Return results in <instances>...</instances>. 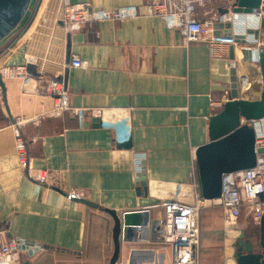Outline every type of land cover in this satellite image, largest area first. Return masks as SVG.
Here are the masks:
<instances>
[{"label": "crops", "instance_id": "0c3cea01", "mask_svg": "<svg viewBox=\"0 0 264 264\" xmlns=\"http://www.w3.org/2000/svg\"><path fill=\"white\" fill-rule=\"evenodd\" d=\"M18 1L0 0V32L9 28L0 37V64L7 66L23 64L19 39L42 2L26 0L19 9ZM70 2L113 10L139 7L144 0ZM220 47L224 54L219 56L206 44L184 45L178 32L144 16L94 23L71 33L69 55L87 68H68L63 76L70 104L103 110V116L79 125L65 114L22 130L28 163L50 173V188L30 181L19 168L10 127L19 116L47 110L51 101L1 76L0 243L11 238L24 242L33 250L30 264H110L113 220L104 210L119 215L148 211L152 221L161 217L163 201L193 204L194 150L208 141V119L230 99L232 62L240 60L239 72L251 76V95L261 88L257 65L243 62L238 50ZM116 128L130 135L131 149L117 147ZM71 190L83 192L96 208L66 200ZM209 205L200 209V264H233L237 236L241 231L250 241L254 236L247 222L230 232L222 210ZM155 249L151 233L149 243L120 239L115 264H150Z\"/></svg>", "mask_w": 264, "mask_h": 264}, {"label": "built area", "instance_id": "2783aa9c", "mask_svg": "<svg viewBox=\"0 0 264 264\" xmlns=\"http://www.w3.org/2000/svg\"><path fill=\"white\" fill-rule=\"evenodd\" d=\"M263 7L264 2L251 13H237L234 12L235 0H144L139 7L126 5L101 10L92 9L89 4H73L70 0H42L39 10L19 39L23 64H0V78L4 76L19 81L25 93L44 96L51 101L47 110L19 116L11 124L19 168L30 181L50 188V173L28 163L22 130L27 125H36L46 118H61L65 114L74 117L79 125L88 120H100L103 116V110L78 108L70 104L63 76L68 68H87V63L78 56L69 55L68 38L71 33L94 23L122 22L144 16L158 18L167 29L178 32L184 45H208L212 54H224L220 46L239 52L264 51L260 35L257 38L254 35V32L261 34ZM215 24L223 25L218 30H226L224 25L229 24V35H215ZM238 63L241 64V61L234 60L231 65L236 71L238 96L256 99L261 88L257 94H250L252 78L245 71L239 72ZM253 126L255 149H264V121L253 123ZM257 158L253 168L223 176L218 199L202 201L196 189L193 204L163 201L160 218L136 227L134 234L141 231L142 236L135 237V241L142 239L149 243V234L152 235L156 257L150 264H200L199 216L203 204L222 210L225 227L235 225L242 217L257 227L264 215V154ZM195 186L197 188V184ZM65 196L68 201L87 200L79 190H71ZM25 247L27 245L17 238L0 243V264H21Z\"/></svg>", "mask_w": 264, "mask_h": 264}, {"label": "water", "instance_id": "95a60500", "mask_svg": "<svg viewBox=\"0 0 264 264\" xmlns=\"http://www.w3.org/2000/svg\"><path fill=\"white\" fill-rule=\"evenodd\" d=\"M237 13H251L258 9L264 0H235ZM19 9L24 7L26 0ZM18 9V10H19ZM264 12V7H263ZM0 13V20H1ZM223 25H214V34L219 35ZM226 35H229V24L224 25ZM261 34L254 32L255 38L260 35L264 43V18L260 24ZM2 29L0 37L8 31ZM232 53V48H230ZM243 62L253 61L258 67L261 90L256 99L239 98L235 69L231 70L230 99L222 105L220 111L208 119V141L194 150V168L199 198L202 201H213L220 197L222 178L224 175L253 168L257 163V156L264 154V149H255V128L253 123L264 121V51L244 50L241 52ZM0 87L3 85L0 78ZM96 121V120H93ZM117 147L131 149L130 135L116 128ZM143 169L140 171L142 172ZM140 185L145 188V179L139 174ZM145 191V189H144ZM81 204L96 208V205L87 200H78ZM113 220L112 240L114 252L110 264H115L120 250V239L125 243L134 241L136 227L144 226L148 222V212L135 211L116 214L114 211L104 210ZM155 223H152L154 229ZM258 239L253 242L246 239L243 231L237 236L233 245L234 264H264V215L256 227ZM26 247L28 256L33 250ZM21 264H30L23 261Z\"/></svg>", "mask_w": 264, "mask_h": 264}, {"label": "rangeland", "instance_id": "374dc122", "mask_svg": "<svg viewBox=\"0 0 264 264\" xmlns=\"http://www.w3.org/2000/svg\"><path fill=\"white\" fill-rule=\"evenodd\" d=\"M256 77H257V79H258V82L260 83V78H259V74H258V67H257V71H256ZM248 97V96H247ZM247 99H250V98H247ZM209 207H214V206H212V205H209ZM244 218L242 217L239 221H238V223L237 224H235V225H232V226H230V232H234V233H237L239 230H240V227H242V224L241 223H243V222H247V225L250 227V232H251V234L254 236V238H251V240H253V241H257V239H258V234L256 233L257 231L255 230V229H253V228H256V226H253L250 222H249V220H243ZM245 227H247V226H245ZM248 228V227H247ZM228 235H232L231 233H229ZM230 238V237H229ZM28 247V246H27ZM25 249H26V247H25ZM29 249V248H28ZM21 262H23V261H31L29 258H28V254H27V251L25 252V253H23L22 254V256H21Z\"/></svg>", "mask_w": 264, "mask_h": 264}]
</instances>
